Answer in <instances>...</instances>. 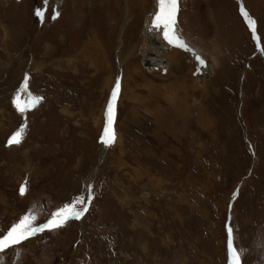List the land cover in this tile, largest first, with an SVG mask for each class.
<instances>
[{"label": "rangeland", "instance_id": "1", "mask_svg": "<svg viewBox=\"0 0 264 264\" xmlns=\"http://www.w3.org/2000/svg\"><path fill=\"white\" fill-rule=\"evenodd\" d=\"M184 1L191 52L150 31L156 0H0V230L87 203L89 187L93 197L81 219L0 253L4 264H227V226L242 264H264V56L235 0H193L222 40L193 26ZM243 2L264 53V0ZM26 76L18 103L41 100L21 115ZM117 79L116 139L101 161Z\"/></svg>", "mask_w": 264, "mask_h": 264}, {"label": "snow or ice", "instance_id": "2", "mask_svg": "<svg viewBox=\"0 0 264 264\" xmlns=\"http://www.w3.org/2000/svg\"><path fill=\"white\" fill-rule=\"evenodd\" d=\"M47 0H45V3ZM179 0H156L157 11L152 15L150 23V31L156 30L163 32V38L170 46H174L184 51L191 52V49L184 42L183 38L179 35L177 29V13ZM239 2V0H238ZM240 14L244 18L249 30L252 32L254 40H257V29L256 21L249 16V13L242 6L240 7ZM38 17L43 19V12L37 11L35 13ZM59 16V12H55L52 15V19H56ZM259 49V44H258ZM194 55V59L199 63L201 67L205 66V61L199 56ZM28 89V77L24 79V83L21 89L16 93L13 98V104L17 111L23 115L26 111L36 107L41 98L33 97L29 94L30 103H25L21 106L18 103L20 92H27ZM121 83L117 79L113 87L110 100L106 108V124L103 133L100 138V142L105 147H110L115 143L116 135L113 128L115 114H116V103L120 93ZM25 132V126H21L8 140V146L19 145L23 139ZM27 185L22 184L19 192L23 196L26 194ZM87 203H91L92 193L91 187L88 188ZM235 198V194L233 196ZM87 203H85V197L80 196L74 202L65 204L52 212L50 218L46 223L39 226L34 225L36 219L32 214H26L22 216L18 222H13L9 227L0 230V253H4L9 248H15L24 241H27L40 233L45 231H56L67 225L70 220H79L83 217L84 213L88 211ZM77 205H81V208H77ZM227 232V264H242V257L244 250L238 248L235 244V230L231 226L226 227ZM0 264H4L3 256H0Z\"/></svg>", "mask_w": 264, "mask_h": 264}, {"label": "crops", "instance_id": "3", "mask_svg": "<svg viewBox=\"0 0 264 264\" xmlns=\"http://www.w3.org/2000/svg\"><path fill=\"white\" fill-rule=\"evenodd\" d=\"M182 8L184 9L183 11H185L187 18L192 21L193 26L196 29H200L201 32H203V34H206V35L210 34L209 31H207V30H210V31L212 30L213 32H215V34L216 33L218 34L216 36H220L219 40H222V33H223L222 29H223V27L221 29V24L219 25L217 23V19H215L213 16L208 17L207 21H204V20L201 21V20L197 19V13L199 12L200 8L197 6V4L193 3V0H185L184 4L182 5ZM128 115L129 114H127V116L123 117V123H122V128H121L122 138H124V133L130 131L129 130V123H130L129 118H131V117ZM121 143L123 144V141Z\"/></svg>", "mask_w": 264, "mask_h": 264}, {"label": "bare ground", "instance_id": "4", "mask_svg": "<svg viewBox=\"0 0 264 264\" xmlns=\"http://www.w3.org/2000/svg\"><path fill=\"white\" fill-rule=\"evenodd\" d=\"M236 1V3H238V5H239V7H244L245 8V10L247 11V9H246V6H245V3L243 2V0H239V2H238V0H235ZM147 23H148V26L150 27V21H147ZM177 29H178V32H179V35H180V29H179V26H178V23H177ZM154 31V30H153ZM159 34L160 33H162L163 34V32H162V30H160V31H157ZM181 36V35H180ZM182 37V36H181ZM183 38V37H182ZM164 39V38H163ZM257 43H258V41H257ZM259 44V43H258ZM260 49H258V51H259ZM120 51V50H119ZM118 51V52H119ZM117 63H118V66L119 67H122L123 66V61L121 60V59H119V53L117 54ZM144 66H150V65H148V63H145L144 64ZM200 115V114H199ZM239 115H240V111H239ZM114 123H115V120H114ZM196 123H198V124H200V125H204L205 123H204V121H203V119L199 116L198 118H197V120H196ZM114 125L115 124H113V128H114ZM117 140L118 141H120L121 140V136H120V134L117 136ZM108 147H105L103 144H102V151H101V154H100V158H101V161L104 159V156H105V153H106V149H107Z\"/></svg>", "mask_w": 264, "mask_h": 264}, {"label": "water", "instance_id": "5", "mask_svg": "<svg viewBox=\"0 0 264 264\" xmlns=\"http://www.w3.org/2000/svg\"><path fill=\"white\" fill-rule=\"evenodd\" d=\"M238 4V3H237ZM251 32V31H250ZM251 35H252V32H251ZM163 36V35H162ZM253 37V36H252ZM255 42H256V46H257V50H258V43H257V40H254ZM167 42V41H166ZM259 49H260V47H259ZM259 52H260V50H259Z\"/></svg>", "mask_w": 264, "mask_h": 264}]
</instances>
